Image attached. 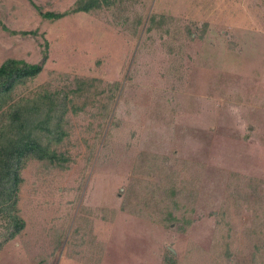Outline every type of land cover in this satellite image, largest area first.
<instances>
[{
	"label": "rangeland",
	"instance_id": "374dc122",
	"mask_svg": "<svg viewBox=\"0 0 264 264\" xmlns=\"http://www.w3.org/2000/svg\"><path fill=\"white\" fill-rule=\"evenodd\" d=\"M44 39L28 86L77 108L64 166L21 169L24 226L9 237L0 216V264H264V0H113L57 19L0 0V62L40 60Z\"/></svg>",
	"mask_w": 264,
	"mask_h": 264
},
{
	"label": "trees",
	"instance_id": "16d2710c",
	"mask_svg": "<svg viewBox=\"0 0 264 264\" xmlns=\"http://www.w3.org/2000/svg\"><path fill=\"white\" fill-rule=\"evenodd\" d=\"M113 0H74L63 10L44 9L30 0L39 15L57 19L65 15L101 6H109ZM15 32V30H13ZM21 34H34L35 29L20 30ZM41 59L28 61L21 57L7 56L0 62V216H7L8 226L13 227L9 237L23 228L24 220L18 214L19 186L23 181L21 169L30 158L45 160L63 167L67 157L56 150L66 134L64 114L69 108L76 110L73 95L64 93L58 101L57 91L45 84L31 92L28 84L41 71L47 57V41L44 39ZM85 79L76 78L74 94H83ZM21 87L28 93L19 94ZM70 106V107H69ZM4 211V212H2ZM37 264H44L40 260Z\"/></svg>",
	"mask_w": 264,
	"mask_h": 264
}]
</instances>
